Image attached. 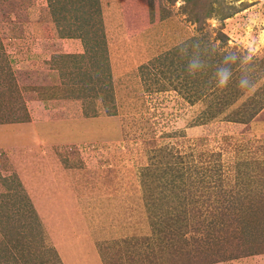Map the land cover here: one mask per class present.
I'll list each match as a JSON object with an SVG mask.
<instances>
[{
  "label": "rangeland",
  "instance_id": "obj_1",
  "mask_svg": "<svg viewBox=\"0 0 264 264\" xmlns=\"http://www.w3.org/2000/svg\"><path fill=\"white\" fill-rule=\"evenodd\" d=\"M5 122L0 264H264V0H0Z\"/></svg>",
  "mask_w": 264,
  "mask_h": 264
},
{
  "label": "crops",
  "instance_id": "obj_2",
  "mask_svg": "<svg viewBox=\"0 0 264 264\" xmlns=\"http://www.w3.org/2000/svg\"><path fill=\"white\" fill-rule=\"evenodd\" d=\"M55 99V98H54ZM53 99V100H54ZM29 104V103H28ZM29 108V107H28ZM29 112V111H28ZM46 112V111H45ZM32 113V112H31ZM48 115V114H47ZM45 118H48V117H46V113H45ZM10 124L9 123H7V122H5V123H0V132H7V128H9V127H7V126H9ZM7 127V128H6ZM0 136H3V137H5V136H7L6 134H0ZM11 147V146H10Z\"/></svg>",
  "mask_w": 264,
  "mask_h": 264
}]
</instances>
